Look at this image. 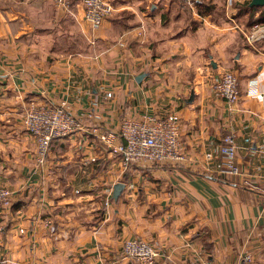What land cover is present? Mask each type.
Listing matches in <instances>:
<instances>
[{
	"label": "crops",
	"instance_id": "crops-1",
	"mask_svg": "<svg viewBox=\"0 0 264 264\" xmlns=\"http://www.w3.org/2000/svg\"><path fill=\"white\" fill-rule=\"evenodd\" d=\"M108 1L93 31L78 0L64 11L0 0V186L13 193L0 210V264H139L122 254L131 239L162 254L155 264H264V26L251 44L242 33L264 10L239 14L249 0ZM231 69L240 97L229 106L211 85ZM46 100L84 119L51 142L40 169L22 118ZM145 113L175 115L185 161L123 165L98 140ZM228 132L262 191L220 172Z\"/></svg>",
	"mask_w": 264,
	"mask_h": 264
},
{
	"label": "built area",
	"instance_id": "built-area-1",
	"mask_svg": "<svg viewBox=\"0 0 264 264\" xmlns=\"http://www.w3.org/2000/svg\"><path fill=\"white\" fill-rule=\"evenodd\" d=\"M59 10H68L73 0H52ZM83 9L84 20L91 30H97L101 23L112 13L113 6L108 0H78ZM203 0H181L182 4L194 7ZM239 0H225L232 7ZM264 22L255 21L249 28L242 31L247 43L255 41L258 31ZM237 75L232 70L222 71L213 80L211 88L227 105H235L239 101L240 92ZM87 115L86 117H88ZM84 117L74 114L64 103L45 101L42 104L30 103L26 108L22 122L25 131L36 142L37 167L44 168L51 142L55 139L71 135L82 127ZM98 140L108 152L118 157L123 165L133 164H177L186 160V155L179 139V123L173 113L166 115L142 114L138 119L123 118L119 131H103ZM222 169L220 172L241 179V184L253 190L262 191L261 187L251 181L243 168L236 161V142L232 132L222 135L219 144ZM213 155L205 153L211 160ZM13 193L10 189L0 186V210L11 206ZM124 257L139 264H155L162 254L149 243L141 239L124 241L122 245ZM178 264H193L182 260Z\"/></svg>",
	"mask_w": 264,
	"mask_h": 264
},
{
	"label": "water",
	"instance_id": "water-1",
	"mask_svg": "<svg viewBox=\"0 0 264 264\" xmlns=\"http://www.w3.org/2000/svg\"><path fill=\"white\" fill-rule=\"evenodd\" d=\"M249 7H262L264 8V0H249L248 2ZM138 77L137 79H139ZM124 185L122 183H116L113 187V198L117 199L120 195L121 191L123 190Z\"/></svg>",
	"mask_w": 264,
	"mask_h": 264
},
{
	"label": "trees",
	"instance_id": "trees-1",
	"mask_svg": "<svg viewBox=\"0 0 264 264\" xmlns=\"http://www.w3.org/2000/svg\"><path fill=\"white\" fill-rule=\"evenodd\" d=\"M200 3H202V2H199L198 4L200 5ZM197 4V5H198ZM238 13L239 14H242V13H245V14H247V13H251V12H253L254 11V9H258V8H260L261 10H264V8H262V7H249L248 6V2H246V3H243L242 5H240V6H238ZM212 7L210 6V7H205V10L206 11H202L204 14H208V13H210L211 11H212Z\"/></svg>",
	"mask_w": 264,
	"mask_h": 264
},
{
	"label": "rangeland",
	"instance_id": "rangeland-1",
	"mask_svg": "<svg viewBox=\"0 0 264 264\" xmlns=\"http://www.w3.org/2000/svg\"><path fill=\"white\" fill-rule=\"evenodd\" d=\"M232 70V69H231Z\"/></svg>",
	"mask_w": 264,
	"mask_h": 264
}]
</instances>
